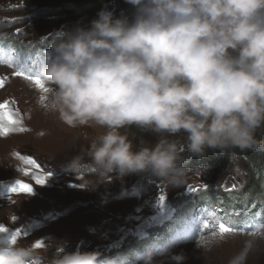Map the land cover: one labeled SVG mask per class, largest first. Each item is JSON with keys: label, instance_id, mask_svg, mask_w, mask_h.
Returning a JSON list of instances; mask_svg holds the SVG:
<instances>
[{"label": "clouds", "instance_id": "1", "mask_svg": "<svg viewBox=\"0 0 264 264\" xmlns=\"http://www.w3.org/2000/svg\"><path fill=\"white\" fill-rule=\"evenodd\" d=\"M127 2L131 19L101 10L89 27L55 33L39 65L51 89L46 112L72 128L105 129L67 167L77 175L86 166L96 186L147 172L179 187L188 156L169 137L184 133L183 151L198 157L208 149L264 152V0ZM131 126L160 139L134 148L121 131ZM99 256L63 244L45 258L0 237V264H98ZM171 259L185 257L175 250ZM144 264H157L151 252Z\"/></svg>", "mask_w": 264, "mask_h": 264}, {"label": "rangeland", "instance_id": "2", "mask_svg": "<svg viewBox=\"0 0 264 264\" xmlns=\"http://www.w3.org/2000/svg\"><path fill=\"white\" fill-rule=\"evenodd\" d=\"M5 1L8 3L7 7L0 5V19L3 20L1 28L15 32L20 37V41L45 43L52 42L57 32H67L77 28L65 18V15L69 13L67 9L70 7V1L73 4L79 2L74 7H82L80 3L85 2L86 6H89L86 1L90 0ZM65 1H67L64 5L66 10L60 11L59 7H56L54 11H46V6H57ZM2 2L3 0H0V4ZM111 2L118 8L125 3L124 0H112ZM98 3L100 2H95L92 6ZM89 26L90 24L87 23L78 27ZM2 47L3 44H0V48ZM14 49L16 50L13 54L15 57L12 55L11 45L9 49H4L0 54V81H3V86L0 87V104L7 105L0 109V125L10 129L6 134L0 131V171H8L11 174L9 178L12 177L0 183V226L8 229L7 232L0 233V237H10L18 233L16 242L36 248L45 258H51L63 244L67 252H72L77 248L81 251H96L100 253L98 264H108L106 258L112 250H86L91 246H104V244L98 245L93 241L90 237L92 234L87 229L92 228L89 226L90 223L101 219L102 216L104 220L108 216L106 223L108 222L109 226L106 230H120L119 236L130 243L133 241V236L117 227L118 224L124 222L122 213L126 205L130 204L115 197L117 191L114 190L118 187L117 183H124H121L119 179L106 183L112 180L108 177L103 181L105 183L96 186V175L87 174L83 178L85 186L78 188L83 191V195L80 196L79 193L67 191V180H73L75 184H78L81 179L79 176L75 179L66 176L63 172L58 177V181L50 187L44 172L38 165L39 163L42 166L44 163L45 170L53 166L56 168L67 166L66 162L76 155L82 146H86L91 138L99 136L105 129L95 124L72 128L63 123L57 114L46 112L44 104L50 92L45 93L34 81L27 79L26 75L16 76L14 73L20 70L27 74L40 76L39 65L45 60V56H50V51L47 53L40 49V51L26 52V48L20 43L15 44ZM24 63L26 67H19ZM45 85L49 87L46 82ZM10 117L17 123H11ZM134 127L121 129V131L129 136ZM21 128L24 131H21ZM149 138L154 140L152 136ZM129 139L132 140L135 148L141 138L134 141V138L129 136ZM219 152V150H212L210 158L215 156L217 159ZM29 158L34 160L35 164H29L27 162ZM233 163L240 167H237L239 170L235 175V187L231 193H234L233 197L241 198L240 203L243 202L245 205L239 204L234 208H250L255 201L259 203L264 197V171L260 167L257 168V162L250 163L249 160L237 162L235 160ZM193 167L187 165L186 169ZM85 171H87L86 166ZM231 171L233 170L226 172L218 170L219 174L213 177L212 181L224 183V178ZM37 176L44 177L45 183L38 184ZM150 176L153 177L150 178L151 186L160 183V179L152 174ZM17 181L32 185L31 193L10 191ZM180 188L181 186L169 188L165 190V194L168 195L173 193L174 189L179 190ZM134 200L137 202V199ZM57 205L64 209L59 216L56 211ZM228 208L225 205L212 203L206 214L218 221L208 222L211 225L209 228L193 234L192 230L196 228V225L188 228V232L192 235L185 238L184 243H178L175 246L177 254H183L185 257L180 264H235L238 257L244 261V264H264V210L249 213V218H260L263 222L262 228L245 227L244 225L237 229L230 217L243 215V212L233 208L235 212H230L227 216L223 210ZM259 208L264 209V205L260 204ZM29 215L36 219H30ZM219 223H227L234 226L236 230L220 235ZM84 226L85 230L80 229ZM213 232L216 234L213 235ZM107 236L112 239L114 234L108 231ZM143 241L150 250L145 254L151 252L157 264H177L171 259L174 251H169L167 247H165L167 250L159 251V247L164 248L160 238L152 243L148 237L144 236ZM37 244L40 246L37 247ZM156 247L158 250H154ZM162 252L164 255H161ZM122 260L123 258H117L115 264H119Z\"/></svg>", "mask_w": 264, "mask_h": 264}, {"label": "snow or ice", "instance_id": "3", "mask_svg": "<svg viewBox=\"0 0 264 264\" xmlns=\"http://www.w3.org/2000/svg\"><path fill=\"white\" fill-rule=\"evenodd\" d=\"M19 67H21V68L26 67V63H24V64H20ZM29 71H30V69H29ZM14 75H16V76H24L25 73H24V71H17V72L14 73ZM27 79L34 81V83H35L40 89H42L45 93L51 91V89H50L49 87H46L45 82L41 79L40 76H38V75H28V76H27ZM2 86H3V81H0V87H2ZM42 99H44V98L42 97ZM6 106H7L6 104H0V109L5 108ZM9 119H10V122H11V123H17V121L12 120L11 117H10ZM9 130H10V129L3 127V125H0V131H3L5 134H6ZM20 130H21V131H24L23 128H21ZM27 162H28L29 164H35V161L32 160V159H30V158L27 160ZM49 175H50V174H49ZM45 181H46L45 178L42 177V176H37V177H36V182H37L38 184H43V183H45ZM233 187H235V185H233ZM189 190H190V191H196V190H198V189L189 188ZM10 191H12V192H16V193H31V191H32V185H30V184H28V183H23V182L17 181V182L15 183V185H13V186L11 187ZM160 199H161V201H163L164 197L161 196ZM210 226H211V225H209L208 223H204V224H203V227H204L205 229L209 228ZM218 228H219V233H220V235H224L225 233H230V232H233V231L236 230L234 226H230V225L227 224V223H219V224H218ZM7 231H8L7 228H5V227H3V226H0V233H4V232H7ZM17 234H18V233H17ZM17 234H13V235H11L10 237H7L8 240H9L11 243H15V242H16V238H17ZM215 234H216V233L213 232V235H215ZM36 246L39 247L40 245L37 244Z\"/></svg>", "mask_w": 264, "mask_h": 264}, {"label": "trees", "instance_id": "4", "mask_svg": "<svg viewBox=\"0 0 264 264\" xmlns=\"http://www.w3.org/2000/svg\"><path fill=\"white\" fill-rule=\"evenodd\" d=\"M70 4H71L72 7H74L75 4H79V2H76L75 4H73L70 1ZM80 4H82V3H80ZM257 135H258V137L264 138V129L259 130L258 133H257ZM129 136H130V138H134V141L135 140L138 141L139 138H141V139H143L145 141H148V142H150L152 144H155V141H158L160 139V135L159 134L154 133V132H149V131L141 130V129L137 128V127H134L131 130ZM150 136L154 137V140H151L149 138ZM184 138H185V134L184 133H179L175 137H169V139L176 140L177 144H179V145H183L184 144V141H185ZM212 150L213 149H208L206 151L205 155L202 156L201 159L203 161H205V158H206V159H208L206 161H213L216 157L214 156V157L210 158V154L212 153ZM228 151H237V152H243V153H245L250 158L249 159V162L250 163L257 162V164H256L257 168L260 167L264 171V152H254V151H250V150H240L238 148H234V149H228V150H226L224 152V155H226L228 153ZM215 161H217V159H215L214 162H212V163H215ZM136 174L137 173L128 174V175L124 176L122 180H124L125 183L131 182ZM117 184H118V187L121 185L120 183H117ZM254 185H255V183H254ZM79 195L81 196V195H83V193H80Z\"/></svg>", "mask_w": 264, "mask_h": 264}, {"label": "bare ground", "instance_id": "5", "mask_svg": "<svg viewBox=\"0 0 264 264\" xmlns=\"http://www.w3.org/2000/svg\"><path fill=\"white\" fill-rule=\"evenodd\" d=\"M102 0H90V1H86L87 2V5H89V6H92V4L93 3H95V2H101ZM3 4H6L7 6H8V3H7V1H5V0H3V2H2V4H0L1 6L3 5ZM85 6H86V4H85ZM120 7H122V6H119V8ZM14 112V111H13ZM20 124V123H19ZM35 125V124H34ZM33 125V126H34ZM5 150V149H4ZM6 152V151H5ZM260 204H263L264 205V197L259 201V203L258 202H254L253 203V206L252 207H250V208H242V207H236V208H234V209H237V208H239V210H237V211H239V212H243V215L244 216H248L249 217V213H257V212H259V211H261V210H264L263 208H259L258 209V207H259V205ZM240 205H244L243 204V202L242 203H240ZM245 206V205H244ZM255 206H257L256 208H255ZM197 225V224H196ZM187 234L188 233H186L185 235H184V238H186L187 237ZM168 248V247H167ZM167 248L165 249V247L163 248V247H159V251L161 252V251H163L164 249L165 250H167ZM169 249V248H168ZM154 250H158V247H156Z\"/></svg>", "mask_w": 264, "mask_h": 264}, {"label": "flooded vegetation", "instance_id": "6", "mask_svg": "<svg viewBox=\"0 0 264 264\" xmlns=\"http://www.w3.org/2000/svg\"><path fill=\"white\" fill-rule=\"evenodd\" d=\"M194 158H199L198 156H194Z\"/></svg>", "mask_w": 264, "mask_h": 264}]
</instances>
